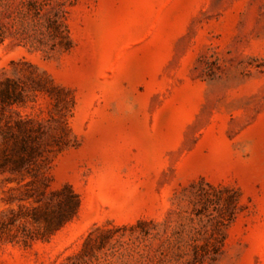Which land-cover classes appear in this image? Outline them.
<instances>
[{"label":"rangeland","instance_id":"rangeland-1","mask_svg":"<svg viewBox=\"0 0 264 264\" xmlns=\"http://www.w3.org/2000/svg\"><path fill=\"white\" fill-rule=\"evenodd\" d=\"M35 1L65 28L0 0V264H264V0Z\"/></svg>","mask_w":264,"mask_h":264},{"label":"trees","instance_id":"trees-1","mask_svg":"<svg viewBox=\"0 0 264 264\" xmlns=\"http://www.w3.org/2000/svg\"><path fill=\"white\" fill-rule=\"evenodd\" d=\"M30 9L35 17L43 18L45 17L47 22V28L54 30L55 32H60L62 28H65V25L61 21L62 10L59 6L62 5L60 3L57 7L52 6L50 4L44 3H36L35 0H29L28 2ZM70 200H72L73 205L68 209V211H64L65 213H61L59 216V222L64 223L68 219H70L77 211L79 206V200L75 193L70 190Z\"/></svg>","mask_w":264,"mask_h":264}]
</instances>
